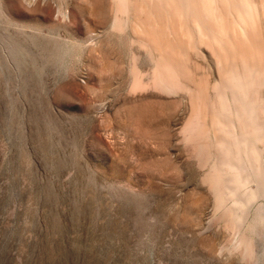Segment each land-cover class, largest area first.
Instances as JSON below:
<instances>
[{
  "label": "rangeland",
  "instance_id": "374dc122",
  "mask_svg": "<svg viewBox=\"0 0 264 264\" xmlns=\"http://www.w3.org/2000/svg\"><path fill=\"white\" fill-rule=\"evenodd\" d=\"M251 1L213 40L164 0H0V264H264Z\"/></svg>",
  "mask_w": 264,
  "mask_h": 264
},
{
  "label": "bare ground",
  "instance_id": "6f19581e",
  "mask_svg": "<svg viewBox=\"0 0 264 264\" xmlns=\"http://www.w3.org/2000/svg\"><path fill=\"white\" fill-rule=\"evenodd\" d=\"M111 1L113 2V9L115 10L116 13L125 12L128 9L127 7H130V0H111ZM156 1L159 2L161 0H156ZM164 2L166 4L165 14L162 9L163 6L160 7L159 4H155V3L151 5L152 7L150 8L149 11L153 17L157 19L167 15L170 18H176L179 21H181L184 18H188L189 20L192 21L189 22L193 23L196 26L198 33L201 37L206 36L213 40L214 39L219 40L218 30L221 27V24H225L226 26L231 25V15L237 21L242 19L247 20L248 18H250V11L256 9V5H255L256 2L253 3L251 0H164ZM261 5L264 6V0H261ZM122 14L125 15L126 13L125 14L122 13ZM62 15L64 19L66 18L68 19V16L65 12ZM113 16L114 18L116 17L115 13ZM222 20L224 21V23ZM103 22H104V16L101 19V21H99V24L103 26ZM143 25L145 27L143 34H147L151 36L148 30L153 26L149 22H145L143 23ZM208 28L209 30H207ZM89 36L91 39H96L100 37V34L98 32L91 31ZM108 36L109 33L107 32L105 34V37ZM161 37L162 34L157 35V40L159 41ZM241 169L244 170L243 168ZM246 201L248 202V200Z\"/></svg>",
  "mask_w": 264,
  "mask_h": 264
}]
</instances>
